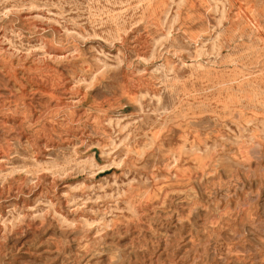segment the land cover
Returning a JSON list of instances; mask_svg holds the SVG:
<instances>
[{
  "label": "rangeland",
  "instance_id": "obj_1",
  "mask_svg": "<svg viewBox=\"0 0 264 264\" xmlns=\"http://www.w3.org/2000/svg\"><path fill=\"white\" fill-rule=\"evenodd\" d=\"M0 264H264V0H0Z\"/></svg>",
  "mask_w": 264,
  "mask_h": 264
}]
</instances>
